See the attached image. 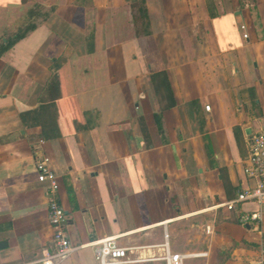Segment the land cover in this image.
<instances>
[{
	"label": "crops",
	"instance_id": "1",
	"mask_svg": "<svg viewBox=\"0 0 264 264\" xmlns=\"http://www.w3.org/2000/svg\"><path fill=\"white\" fill-rule=\"evenodd\" d=\"M22 33L0 56V264L55 250L43 157L75 248L54 264H100L109 237L132 260L167 242L185 264H264V216L240 222L260 206H219L253 183L264 0H0V46Z\"/></svg>",
	"mask_w": 264,
	"mask_h": 264
},
{
	"label": "built area",
	"instance_id": "2",
	"mask_svg": "<svg viewBox=\"0 0 264 264\" xmlns=\"http://www.w3.org/2000/svg\"><path fill=\"white\" fill-rule=\"evenodd\" d=\"M245 36L248 37V34H245ZM36 169L39 174V180L49 184L48 190L51 195L49 202L50 220L56 230L54 233L55 250H45L43 258L32 262V264H54L55 259L63 260L67 258L75 248L70 242L65 227L68 216L57 198L59 190L58 177L51 167L49 158L43 157L38 160ZM245 169L248 177L253 181L252 185L238 191L234 199L219 204V206L235 210L237 205L256 203L260 208L255 211H244L240 216V222L243 224H258L262 222L264 216V128L254 133L248 144ZM90 245L95 247L96 257L100 264H123L158 259L165 260L167 264H185V260L191 256V254L172 252L167 242L164 244L165 254L163 256H151L133 260L128 258V252L132 251V248L120 245L115 237L104 238L92 242Z\"/></svg>",
	"mask_w": 264,
	"mask_h": 264
},
{
	"label": "trees",
	"instance_id": "3",
	"mask_svg": "<svg viewBox=\"0 0 264 264\" xmlns=\"http://www.w3.org/2000/svg\"><path fill=\"white\" fill-rule=\"evenodd\" d=\"M33 29V28H32ZM25 36L24 33L20 34V35H17L16 37V40H8L7 42H2L1 46H0V56L5 52L7 51L17 40H20L22 39L23 37ZM171 92V90H170ZM172 94V92H171ZM236 138H237V141H238V144L240 145L241 142H240V137H239V134H238V131L236 130Z\"/></svg>",
	"mask_w": 264,
	"mask_h": 264
},
{
	"label": "rangeland",
	"instance_id": "4",
	"mask_svg": "<svg viewBox=\"0 0 264 264\" xmlns=\"http://www.w3.org/2000/svg\"><path fill=\"white\" fill-rule=\"evenodd\" d=\"M225 24H226L227 26L231 27V25H232V24H231V20H230V19H227V21L225 22ZM237 26H238L239 30H241V29H240V25L238 24ZM231 30H233V29L231 28ZM12 33H13V32H12Z\"/></svg>",
	"mask_w": 264,
	"mask_h": 264
}]
</instances>
